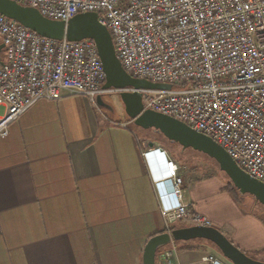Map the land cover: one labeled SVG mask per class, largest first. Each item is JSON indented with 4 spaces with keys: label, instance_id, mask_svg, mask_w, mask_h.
Here are the masks:
<instances>
[{
    "label": "built area",
    "instance_id": "2783aa9c",
    "mask_svg": "<svg viewBox=\"0 0 264 264\" xmlns=\"http://www.w3.org/2000/svg\"><path fill=\"white\" fill-rule=\"evenodd\" d=\"M45 18L68 22L96 13L111 33L124 69L134 78L171 85L145 90V110L174 118L221 146L264 184V0H13ZM0 139L41 101L107 94L94 41L44 38L0 14ZM3 63V65L1 64ZM132 91V89L128 90ZM155 179L168 233L177 223L213 227L184 197V176L165 151ZM172 247V246H171ZM164 249L157 264H179ZM204 264H226L213 256Z\"/></svg>",
    "mask_w": 264,
    "mask_h": 264
},
{
    "label": "crops",
    "instance_id": "0c3cea01",
    "mask_svg": "<svg viewBox=\"0 0 264 264\" xmlns=\"http://www.w3.org/2000/svg\"><path fill=\"white\" fill-rule=\"evenodd\" d=\"M124 113L80 96L41 101L0 139V264H143L148 241L167 233L154 185L165 159L144 154L181 163L162 134L133 129ZM208 185L184 191L192 211L247 255L263 251V220L224 195L209 203ZM170 249L177 263L198 264L195 252Z\"/></svg>",
    "mask_w": 264,
    "mask_h": 264
},
{
    "label": "water",
    "instance_id": "95a60500",
    "mask_svg": "<svg viewBox=\"0 0 264 264\" xmlns=\"http://www.w3.org/2000/svg\"><path fill=\"white\" fill-rule=\"evenodd\" d=\"M0 14L47 39L56 41L66 39L69 42L94 41L105 74L103 90L106 93L118 94L125 114L137 128L145 131L154 130L169 142L180 145L183 150L192 149L207 155L219 165L220 170L228 176L241 195L254 197L264 207V184L242 170L215 141L174 118L145 110L141 91L170 90L172 87L154 84L130 75L119 60L113 37L100 22L98 14L84 13L68 22L54 21L45 18L37 9L20 5L13 0H0ZM4 48V44H1L0 59ZM130 89L132 91H128ZM96 101L99 107L115 112V108L106 104L101 96L97 97ZM197 240L214 244L223 258L231 264H264L240 250L218 228L196 226L178 228L171 233L152 237L145 247L143 264H157L159 254L175 243Z\"/></svg>",
    "mask_w": 264,
    "mask_h": 264
},
{
    "label": "rangeland",
    "instance_id": "374dc122",
    "mask_svg": "<svg viewBox=\"0 0 264 264\" xmlns=\"http://www.w3.org/2000/svg\"><path fill=\"white\" fill-rule=\"evenodd\" d=\"M1 44L2 38L0 37V45ZM1 56L3 57L4 53H2ZM107 94L111 98L109 104L115 108V112L116 110L118 111L119 106L121 104L118 94ZM131 127L138 131V128H136L133 123H131ZM169 150L174 152V157L183 166H181L180 164L179 165L185 168L186 174L184 176V191L186 189L193 188V185H195V183L199 180H201L202 182L208 181L209 185L207 192L209 193L210 198L207 201L209 203L212 202L210 201V199L213 198H215L217 202L220 201L221 203H223V200L221 198L223 196L221 195H224L225 199L229 201L232 205L237 206L241 212L255 215L264 220V207L254 197L250 195H241L239 191L237 192L231 180L225 173L220 170L219 165L214 160L209 158L207 155L192 149L183 150L180 145L174 143H170ZM235 198L239 201V203L236 202ZM186 227L191 226L187 222H181L176 224V228ZM178 245L179 251L181 252H195V254L193 253L191 257H193V260L198 264H204L202 260L204 257L207 256H213L217 259H221V255L218 250L213 245L207 242H191V244L189 245L190 247H197L198 249H200H197L195 251H184L182 250L183 247H181V245L183 244L180 243ZM248 256H251L252 258H255L256 260L264 263V252L252 255L249 254ZM224 262L226 264H231L228 261Z\"/></svg>",
    "mask_w": 264,
    "mask_h": 264
},
{
    "label": "trees",
    "instance_id": "16d2710c",
    "mask_svg": "<svg viewBox=\"0 0 264 264\" xmlns=\"http://www.w3.org/2000/svg\"><path fill=\"white\" fill-rule=\"evenodd\" d=\"M137 128V127H136ZM138 130H142V129H139L138 128ZM199 181H201V180H199ZM199 181H197V182H199ZM235 190H237L236 188H235ZM237 192H238V190H237ZM236 199V198H235ZM236 202L237 203H239V201L236 199ZM262 219V218H261ZM263 220V219H262ZM263 222H264V220H263ZM175 229H178V228H176V227H174L173 228V231L175 230ZM164 233H166V232H164ZM197 241H203V240H197ZM197 241H192L193 243L194 242H197ZM203 242H207V241H203ZM182 243V242H181ZM207 243H209V244H211V245H213L217 250H218V252L220 253V255H221V252H220V250L214 245V244H212V243H210V242H207ZM178 244H180V243H175L174 245H178ZM183 245H181V247H183L182 248V250H184V251H195V250H197L198 248L197 247H190L189 245L191 244V242H186V243H182ZM185 246V247H184ZM198 250H200V249H198ZM264 252V250L263 251H260L259 253H263ZM258 254V253H257ZM221 259L222 260H224V261H227L225 258H223V256L221 255ZM255 259V258H254Z\"/></svg>",
    "mask_w": 264,
    "mask_h": 264
}]
</instances>
